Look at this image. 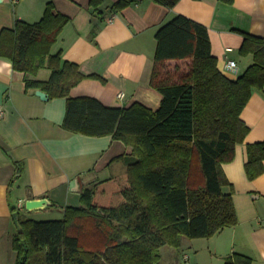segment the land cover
I'll use <instances>...</instances> for the list:
<instances>
[{"label":"trees","instance_id":"obj_1","mask_svg":"<svg viewBox=\"0 0 264 264\" xmlns=\"http://www.w3.org/2000/svg\"><path fill=\"white\" fill-rule=\"evenodd\" d=\"M138 1L117 0L109 16ZM151 1L171 9L179 0ZM103 2L89 0L101 21ZM68 21L47 3L38 22L19 20L1 31L0 57L23 74L25 92L66 99L65 130L110 135L131 153L124 173L83 188L79 205L64 207L59 220L34 221L13 207L14 264H159L162 247L178 249L183 239L210 238L235 226L232 187L222 166L232 162L249 131L242 110L254 91L264 89V38L244 37L239 52L251 55L252 64L229 78L211 54L206 27L176 15L154 35L149 86L161 97L158 108L139 102L108 107L70 96L81 81L102 78L82 74L61 51L52 52ZM42 70L49 73L45 80L37 78ZM263 163L264 141L247 145L248 180L264 173ZM223 264L252 260L233 252Z\"/></svg>","mask_w":264,"mask_h":264},{"label":"crops","instance_id":"obj_2","mask_svg":"<svg viewBox=\"0 0 264 264\" xmlns=\"http://www.w3.org/2000/svg\"><path fill=\"white\" fill-rule=\"evenodd\" d=\"M103 1L100 9L105 21L90 12L89 0H0V33L19 20L38 22L51 2L56 12L69 18L52 52L61 51L62 59L76 64L82 74L102 78L81 81L70 96L91 97L108 107L139 102L152 110L161 101L149 86L154 35L174 16H185L206 27L211 54L229 78L235 77L224 71L228 60L236 63L238 75L252 64L251 55L239 52L244 37L264 38V0H179L171 9L139 0L114 14L111 22H107L109 6L117 0ZM48 74L42 70L37 78L45 80ZM120 93L124 94L121 100L117 97ZM0 105L4 109L0 119V264H14L12 239L17 228L13 207L24 214L25 201L47 199L49 206L25 213L26 217H43L54 210L63 217L64 207L79 205L83 188L102 181V177L125 172L131 148L110 135L88 136L65 130L66 99L42 101L35 92H25L23 74L14 71L11 61L3 57ZM240 118L249 131L236 145L232 162L222 166L232 187L237 224L210 238V263L215 258L224 262L236 252L250 257L252 264H264V173L248 180L244 169L247 145L264 141V89L252 93ZM222 191L227 193L230 188ZM19 203L23 210L17 208ZM196 242L200 241L183 239L181 247L194 251L197 259ZM182 259L190 258L183 254ZM197 263L203 261L198 259Z\"/></svg>","mask_w":264,"mask_h":264},{"label":"rangeland","instance_id":"obj_3","mask_svg":"<svg viewBox=\"0 0 264 264\" xmlns=\"http://www.w3.org/2000/svg\"><path fill=\"white\" fill-rule=\"evenodd\" d=\"M47 73V72H44ZM108 178V176L102 177L101 180H104L105 178ZM79 204V203H78ZM42 216H35L32 220L34 221H48V220H59L62 218V215L57 214L56 210L54 212H50L49 214ZM211 238V237H210ZM210 238H200V239H191L195 241H200L197 245V252L198 256L197 259L195 258L194 251H190L187 249L186 246L183 245V247L174 249L171 247H162L161 251V258L159 264H198L197 261L200 259L203 261L202 264H223L221 260H217L218 258H215L212 263L208 260L211 257V253L209 252L208 246H209V240ZM217 239V238H215ZM188 241H191L189 239H186ZM183 254H186L190 259L184 261L182 259ZM194 258V259H193Z\"/></svg>","mask_w":264,"mask_h":264},{"label":"water","instance_id":"obj_4","mask_svg":"<svg viewBox=\"0 0 264 264\" xmlns=\"http://www.w3.org/2000/svg\"><path fill=\"white\" fill-rule=\"evenodd\" d=\"M35 95L39 97L42 101H46L48 96L42 91H35ZM50 205V202L47 199H36V200H27L24 202V210L26 212L38 211L42 208H45Z\"/></svg>","mask_w":264,"mask_h":264},{"label":"built area","instance_id":"obj_5","mask_svg":"<svg viewBox=\"0 0 264 264\" xmlns=\"http://www.w3.org/2000/svg\"><path fill=\"white\" fill-rule=\"evenodd\" d=\"M12 2H16L18 0H11ZM114 16H111L107 19V22H111ZM224 71L230 73L231 75H233L234 77H236L238 75V67L236 65V63L232 60H228L225 65H224ZM118 99H123L124 98V94L120 93L117 95ZM4 116V109L3 107L0 105V119ZM23 207V205L21 203H19L17 205V208L21 209Z\"/></svg>","mask_w":264,"mask_h":264}]
</instances>
